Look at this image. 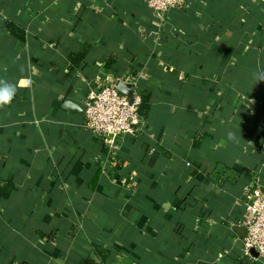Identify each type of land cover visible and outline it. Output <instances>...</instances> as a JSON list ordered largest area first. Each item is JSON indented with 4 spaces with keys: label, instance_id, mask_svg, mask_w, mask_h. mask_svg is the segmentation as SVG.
I'll use <instances>...</instances> for the list:
<instances>
[{
    "label": "crops",
    "instance_id": "crops-1",
    "mask_svg": "<svg viewBox=\"0 0 264 264\" xmlns=\"http://www.w3.org/2000/svg\"><path fill=\"white\" fill-rule=\"evenodd\" d=\"M121 83L149 109L110 153L71 103ZM6 85L0 264H264L243 247L245 189H264V0L162 18L146 0H0Z\"/></svg>",
    "mask_w": 264,
    "mask_h": 264
},
{
    "label": "built area",
    "instance_id": "built-area-1",
    "mask_svg": "<svg viewBox=\"0 0 264 264\" xmlns=\"http://www.w3.org/2000/svg\"><path fill=\"white\" fill-rule=\"evenodd\" d=\"M150 10L159 17L174 8H182L186 0H146ZM31 81L28 80V84ZM141 97L133 95L132 100L121 94L116 84H109L88 94L85 128L98 137L110 153L120 148L119 139L134 135L146 127L140 114ZM249 205L248 233L243 241L244 252L264 263V189L256 184L246 189Z\"/></svg>",
    "mask_w": 264,
    "mask_h": 264
},
{
    "label": "water",
    "instance_id": "water-1",
    "mask_svg": "<svg viewBox=\"0 0 264 264\" xmlns=\"http://www.w3.org/2000/svg\"><path fill=\"white\" fill-rule=\"evenodd\" d=\"M118 90H119V92L121 94H124V95L128 96L129 99L132 100L133 95H134V90H133L131 85L125 84V83H121L118 86ZM71 104L72 105L74 104L75 106H78L79 109L82 110V111H85L87 109V106H85V105L83 106L82 104H78V103H71Z\"/></svg>",
    "mask_w": 264,
    "mask_h": 264
},
{
    "label": "clouds",
    "instance_id": "clouds-1",
    "mask_svg": "<svg viewBox=\"0 0 264 264\" xmlns=\"http://www.w3.org/2000/svg\"><path fill=\"white\" fill-rule=\"evenodd\" d=\"M14 91L11 86L0 87V105L8 104L13 98Z\"/></svg>",
    "mask_w": 264,
    "mask_h": 264
},
{
    "label": "trees",
    "instance_id": "trees-1",
    "mask_svg": "<svg viewBox=\"0 0 264 264\" xmlns=\"http://www.w3.org/2000/svg\"><path fill=\"white\" fill-rule=\"evenodd\" d=\"M139 95V94H138ZM140 96V95H139ZM143 96V95H142ZM143 99V100H142ZM142 99H141V105H140V114H141V116L143 115V114H146L147 113V111H148V109H149V105L147 106V99L143 96L142 97ZM22 264H29V263H27V262H24V263H22Z\"/></svg>",
    "mask_w": 264,
    "mask_h": 264
}]
</instances>
